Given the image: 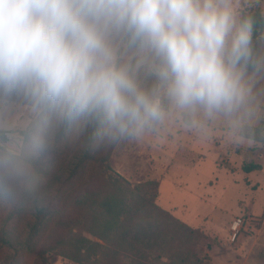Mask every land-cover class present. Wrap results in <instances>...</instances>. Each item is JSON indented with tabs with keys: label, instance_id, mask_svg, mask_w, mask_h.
Segmentation results:
<instances>
[{
	"label": "clouds",
	"instance_id": "9594fccd",
	"mask_svg": "<svg viewBox=\"0 0 264 264\" xmlns=\"http://www.w3.org/2000/svg\"><path fill=\"white\" fill-rule=\"evenodd\" d=\"M264 0H0V197L51 199L38 161L69 142L264 114Z\"/></svg>",
	"mask_w": 264,
	"mask_h": 264
},
{
	"label": "rangeland",
	"instance_id": "374dc122",
	"mask_svg": "<svg viewBox=\"0 0 264 264\" xmlns=\"http://www.w3.org/2000/svg\"><path fill=\"white\" fill-rule=\"evenodd\" d=\"M260 8L264 12V3ZM260 124L264 125V114L245 127ZM241 131L216 126L198 133L173 127L158 138L98 150H90L82 142H69L51 156L40 158L51 184L52 219L68 214L74 200L98 183L103 173L105 177L120 176L131 184L154 179L159 182L158 207L216 240L208 251L210 264H264V143ZM84 152L108 157V166L101 169L98 162L87 163L71 177ZM245 162H259L262 168L245 173ZM12 207L7 198L0 197V227L6 225L22 239L33 208H20L6 223ZM238 219L242 222L233 238L231 226ZM49 234L48 230L37 249L43 247ZM85 236L101 242L87 233ZM47 256L49 264H87L53 252ZM9 261L39 264L36 255L26 249L0 244V264Z\"/></svg>",
	"mask_w": 264,
	"mask_h": 264
},
{
	"label": "trees",
	"instance_id": "16d2710c",
	"mask_svg": "<svg viewBox=\"0 0 264 264\" xmlns=\"http://www.w3.org/2000/svg\"><path fill=\"white\" fill-rule=\"evenodd\" d=\"M260 11L264 13L261 8ZM241 132L264 143L263 124L245 127ZM42 162L44 159L38 161V167L46 175ZM91 162H98L103 169L108 166V157L84 152L70 176L78 175ZM261 168L259 162L242 165L245 173ZM158 188L159 182L154 179L131 184L120 176L105 177L103 173L98 183L74 200L68 214L53 221V199L46 207L33 208L22 239L2 225L0 244L26 249L36 255L39 264H49V252L87 264H210L208 251L216 240L158 207ZM20 208L13 204L6 223ZM48 230V243L46 238L43 247L37 249ZM85 233L101 242L91 240Z\"/></svg>",
	"mask_w": 264,
	"mask_h": 264
},
{
	"label": "built area",
	"instance_id": "2783aa9c",
	"mask_svg": "<svg viewBox=\"0 0 264 264\" xmlns=\"http://www.w3.org/2000/svg\"><path fill=\"white\" fill-rule=\"evenodd\" d=\"M241 222H242L241 219H238L237 221H234V223L232 224L231 228L234 231L233 238L236 237L238 232V226H240Z\"/></svg>",
	"mask_w": 264,
	"mask_h": 264
}]
</instances>
